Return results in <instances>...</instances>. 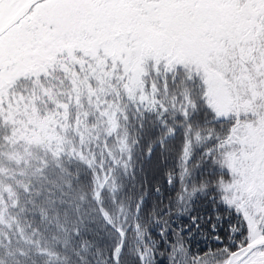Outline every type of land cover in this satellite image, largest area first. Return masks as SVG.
<instances>
[{"label":"snow or ice","instance_id":"1","mask_svg":"<svg viewBox=\"0 0 264 264\" xmlns=\"http://www.w3.org/2000/svg\"><path fill=\"white\" fill-rule=\"evenodd\" d=\"M0 264H264V0H0Z\"/></svg>","mask_w":264,"mask_h":264}]
</instances>
